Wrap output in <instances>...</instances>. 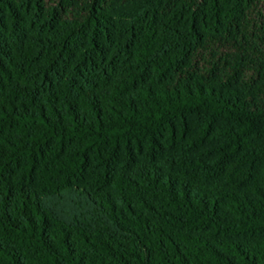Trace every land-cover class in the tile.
Masks as SVG:
<instances>
[{"label":"trees","instance_id":"obj_1","mask_svg":"<svg viewBox=\"0 0 264 264\" xmlns=\"http://www.w3.org/2000/svg\"><path fill=\"white\" fill-rule=\"evenodd\" d=\"M0 264H264V0H0Z\"/></svg>","mask_w":264,"mask_h":264}]
</instances>
